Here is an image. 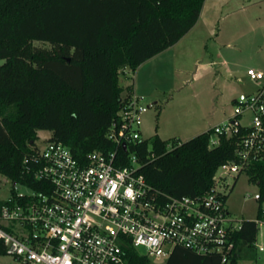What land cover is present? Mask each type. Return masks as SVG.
<instances>
[{"label": "trees", "instance_id": "1", "mask_svg": "<svg viewBox=\"0 0 264 264\" xmlns=\"http://www.w3.org/2000/svg\"><path fill=\"white\" fill-rule=\"evenodd\" d=\"M205 2L0 0V60H5L0 66V174L37 189L25 159L35 155L40 131L50 132V141L67 145L83 161L92 152L113 150L107 133L134 91L120 85L123 70L135 73L176 45L197 24ZM211 131L164 156L168 141L158 134L130 150L142 163L149 162L144 173L155 188L176 197H198L211 190L222 164L236 160L241 141V136L222 137L211 148ZM151 153L157 158L150 162ZM243 173L260 185L263 198L264 158ZM258 233L256 221H243L234 234L232 264L256 247ZM126 253L130 264H158L135 248L127 247ZM162 264L222 261L176 247Z\"/></svg>", "mask_w": 264, "mask_h": 264}, {"label": "built area", "instance_id": "2", "mask_svg": "<svg viewBox=\"0 0 264 264\" xmlns=\"http://www.w3.org/2000/svg\"><path fill=\"white\" fill-rule=\"evenodd\" d=\"M254 81H264V70H249ZM133 91L119 118L107 133L114 149L95 151L78 159L65 144L47 140L25 159L37 189L12 194L0 206V247L10 264H130L126 248H143L154 262L166 261L176 247L203 256H220L231 263L234 234L242 223L226 207L230 179L264 158V86L241 94L232 115L211 130L210 147L222 137L241 136L236 160L222 164L213 187L202 196L176 197L155 188L147 179L137 152L130 150L142 137L143 115L149 106ZM251 115L244 124V115ZM174 139L166 152L183 145ZM155 153L148 155L154 161ZM251 198V197H249ZM264 201L261 194L252 197ZM264 226V207L256 219ZM259 251L264 245L256 242Z\"/></svg>", "mask_w": 264, "mask_h": 264}, {"label": "rangeland", "instance_id": "3", "mask_svg": "<svg viewBox=\"0 0 264 264\" xmlns=\"http://www.w3.org/2000/svg\"><path fill=\"white\" fill-rule=\"evenodd\" d=\"M259 1L207 0L200 23L184 40L141 64L138 74L122 72L120 85L127 88L136 83L139 96L149 106L143 115V139L158 134L164 141L175 137L189 141L228 119L234 100L241 94L264 86V81L248 76L249 70H264V10L258 8ZM34 45L50 48L41 42ZM4 63L0 60V66ZM250 118L245 114L244 124L249 125ZM50 137V132L40 131L39 147L44 148ZM5 179L0 174V200L15 193H31ZM229 181L233 189L227 195L228 208L233 224L256 221L264 201L252 197L260 194V185L245 173L236 182ZM258 243L264 244V226L258 233ZM139 252L145 250L140 248ZM10 263V257L0 256V264ZM235 264H264V252L257 247L246 249Z\"/></svg>", "mask_w": 264, "mask_h": 264}, {"label": "crops", "instance_id": "4", "mask_svg": "<svg viewBox=\"0 0 264 264\" xmlns=\"http://www.w3.org/2000/svg\"><path fill=\"white\" fill-rule=\"evenodd\" d=\"M206 2H207V0H206ZM206 2H205V4H204V7H203V10H202V12H201V16H200V18H199V20H198V22H197V24L194 26V28L200 23V20L202 19V17H203V13H204V10H205V8H206ZM261 4V5H260ZM258 8L260 9V11L261 12H263V8H264V0H260L259 1V6H258ZM193 28V29H194ZM192 29V30H193ZM191 30V31H192ZM190 31V32H191ZM189 34V33H188ZM188 34H186L181 40H184L187 36H188ZM180 43V42H179ZM161 54V53H160ZM159 55V54H158ZM157 55V56H158ZM157 56H155L154 58H156ZM153 57L151 58V59H149V60H147L146 61V63L147 62H149L150 60H152V59H154ZM146 63H144V64H146ZM143 64V65H144ZM143 65H141L138 69H140ZM137 69V71H136V73L138 74V72H139V70ZM125 73H128L130 70L128 69V68H125L124 70H123ZM133 90H134V92L135 93H139L138 91H137V88H136V83H133ZM222 123V122H221ZM214 126H210L206 131H204V132H207V131H209V130H211L212 128H213ZM203 133V132H202ZM174 139H178L179 140V138H177V137H175ZM226 207H227V209H228V212L231 214V211L229 210V208H228V197H227V199H226ZM232 215V214H231ZM257 242H258V239H257ZM264 245V244H263Z\"/></svg>", "mask_w": 264, "mask_h": 264}, {"label": "water", "instance_id": "5", "mask_svg": "<svg viewBox=\"0 0 264 264\" xmlns=\"http://www.w3.org/2000/svg\"><path fill=\"white\" fill-rule=\"evenodd\" d=\"M6 180V179H5Z\"/></svg>", "mask_w": 264, "mask_h": 264}]
</instances>
